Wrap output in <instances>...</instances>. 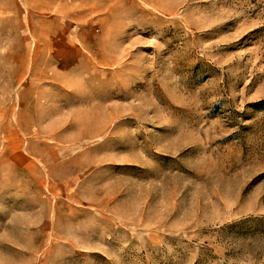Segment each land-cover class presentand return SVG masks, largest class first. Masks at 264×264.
<instances>
[{
  "label": "rangeland",
  "instance_id": "374dc122",
  "mask_svg": "<svg viewBox=\"0 0 264 264\" xmlns=\"http://www.w3.org/2000/svg\"><path fill=\"white\" fill-rule=\"evenodd\" d=\"M50 1L0 0V264H264V0Z\"/></svg>",
  "mask_w": 264,
  "mask_h": 264
},
{
  "label": "crops",
  "instance_id": "0c3cea01",
  "mask_svg": "<svg viewBox=\"0 0 264 264\" xmlns=\"http://www.w3.org/2000/svg\"><path fill=\"white\" fill-rule=\"evenodd\" d=\"M50 3L53 5L56 3V7L62 9L60 12L63 14L62 18L69 19L73 24L88 26L95 22L96 0H53ZM90 36V33L72 31L51 33L46 37L51 41L49 56L54 61V67L49 70L48 78L52 86L74 87L76 84H72L73 81L78 78L81 81L84 73L103 71L105 62L103 59L106 55L101 53L102 50L96 49L94 54H91ZM98 40L101 48H105L101 36ZM68 55L75 57L69 59Z\"/></svg>",
  "mask_w": 264,
  "mask_h": 264
}]
</instances>
